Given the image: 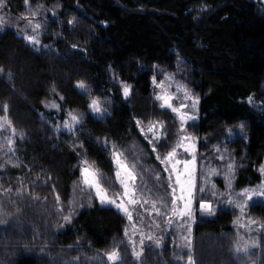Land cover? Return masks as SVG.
I'll return each mask as SVG.
<instances>
[{
    "label": "trees",
    "instance_id": "1",
    "mask_svg": "<svg viewBox=\"0 0 264 264\" xmlns=\"http://www.w3.org/2000/svg\"><path fill=\"white\" fill-rule=\"evenodd\" d=\"M24 2L9 0L14 5ZM28 3L45 7L57 4L63 25L59 29L53 26L52 34L44 39L52 51L34 50L10 30L0 33V114L7 105L11 127L22 134L17 141L20 163L0 174V194L7 200L0 209V264H110L105 255L117 250L122 264H182L189 248L193 264H248L229 259L223 247L208 254L190 243L173 249L168 245L140 246L141 253L134 257L124 238V219L109 207L84 208L60 228L57 207L66 203L76 175L72 171L74 139L51 126L48 115H41V104L63 97V108L85 110L91 98L109 96L113 101L111 114L100 119L87 115L77 128L76 144L98 169L112 175L110 146H122L134 139L149 152L137 121L144 125L161 120L174 129L170 113L152 97L150 70L154 65L170 67L180 61L189 86L199 96L198 120L191 126L201 139L199 148L210 151L218 145H232L244 164L237 170L235 189L252 187L259 183L257 167L264 158V110L247 103L249 97L255 98L262 90L264 93V10L260 3ZM80 81L87 87L85 93L75 87ZM118 82L132 86L125 99ZM239 122L249 125L247 131L229 142L228 135L235 133ZM173 131H166L159 147L162 152L172 147ZM250 214L259 216L263 211L251 207L246 216ZM247 217L244 220L248 221ZM237 218L230 210L219 212L195 225L186 236L192 242L207 234L222 242L221 238L232 233Z\"/></svg>",
    "mask_w": 264,
    "mask_h": 264
},
{
    "label": "rangeland",
    "instance_id": "2",
    "mask_svg": "<svg viewBox=\"0 0 264 264\" xmlns=\"http://www.w3.org/2000/svg\"><path fill=\"white\" fill-rule=\"evenodd\" d=\"M262 6L264 10V0H256ZM39 6L38 14L35 17L30 15L29 9L35 11ZM59 6L53 4L49 7H45L39 4L21 3L10 4L9 0H2L0 3V20L3 21V25H0V33L6 30L12 31L18 38L29 45L34 50L38 51H52L50 43L44 42L47 36H50L52 27L55 26L58 29L63 25L58 16ZM27 17L28 19H24ZM31 21V24H29ZM39 23L41 28L38 32H33L32 26ZM72 25H69L71 27ZM53 35L56 36V31H53ZM25 35H36L40 43L33 45L24 39ZM182 63L177 61L173 66L166 67L163 65H154L151 67L150 83L152 87V97L154 101L160 106L162 101H158L155 97L159 92L162 95L167 93L173 97L171 103L174 107H179L181 103H187L191 105L192 100H199V96L193 91L187 82V71L181 66ZM156 78L158 84L161 87H156L153 84V78ZM121 83L118 82V86L121 93V98L125 99L122 94ZM76 87V86H75ZM76 89L81 92L80 89ZM86 92V91H85ZM83 92V93H85ZM185 92L191 97L186 99ZM263 90L260 95L252 98V101L247 103L257 110H264V93ZM82 93V92H81ZM92 99H97L102 109L101 113H93L88 105ZM85 110L77 109H65L61 105L60 98H51L42 102L41 115L47 114L50 121L49 123L56 130L65 132L72 136L74 139V150L76 154L75 163L72 166V171L76 173L72 183L70 184L69 197L65 204L57 207L59 218L61 219V227L69 223L79 211L84 208L92 206L109 207L120 213L125 222V239L131 248H136L137 256L141 253L139 248L143 243V246L151 245L163 248L164 245H168L170 249L174 247H187L188 243L192 245H199L197 248L209 252L219 250L220 247L227 250L229 259L237 258L239 261H248V264H264V239L262 234L264 233V196H254L252 200H248L247 196L242 195L248 193L251 195L255 190L264 187V174H261L260 167L264 165V158L261 164L257 167L259 174V183L246 187L241 190L235 189L236 173L238 168L243 167L242 159L238 158L235 154L236 149L230 144H222L213 147L210 151H203L199 148L201 139L198 138L191 130V126L198 120V106L196 109L189 108L188 111L191 114H195L197 119L189 121L184 125V130L181 131V124L176 115L169 108H162L170 113L174 129L170 124H166L165 121L154 120L147 124L139 126V132L145 143L148 145L149 152H146L142 145L134 139H130L122 146H110L109 153L113 166L112 175L104 174L94 162L88 158L84 150L76 144L77 140V128L83 121V119L90 115L94 118H103L111 114L112 99L109 96L102 98L93 97L89 100ZM56 105L53 107L52 105ZM69 112L77 114L80 117L78 124H72L71 130L64 127L65 121L71 123V119L68 115ZM7 115L3 110L0 117ZM8 117V116H7ZM9 121V118H8ZM3 127H0V174H5L17 167L20 163L17 158L18 140H21L22 134L13 129L8 124H4L0 121ZM244 125V132L241 133L239 125ZM11 125V124H10ZM162 125V126H161ZM247 123L239 122L235 127V133L228 135V140L231 142L237 138H241L248 128ZM152 131H149V129ZM175 134L172 147L167 152L160 150V144L165 140L166 131H170ZM154 137H159L154 140ZM182 137H190L191 139L183 141L185 145L192 144L194 147L190 152H185L183 147H177L181 142ZM8 140L12 141L11 146L8 144ZM153 140V143H149ZM108 145V144H107ZM155 147L156 151H153ZM175 149L176 157L181 161L188 160L191 162V184H192V211L190 215L181 216L180 210L183 209V202H178L177 206H173V190L168 187L169 182L175 186V176H169L171 173V164L168 165V170H165V164L161 163V159L165 157L169 152ZM113 152L117 153L120 161L126 166L127 172H131L134 179H129L127 172L121 171L122 178L130 186V191L136 197L137 203L135 205H126L132 214V218L119 211L114 205H101L98 199L95 197V191L83 184V177L81 176V167L89 168L90 171L96 173L97 179L101 181L102 186L108 189L107 195L117 199V203L120 202L118 197L123 196V188L120 182L117 180L116 172L118 170L117 165L113 161ZM160 157V159H158ZM173 160V163L175 162ZM229 165L232 168L229 169ZM177 167L183 171V163L177 165ZM159 176V178H157ZM26 186H24L25 188ZM22 189L25 191L26 189ZM175 195L180 196L179 187H176ZM187 195V194H185ZM91 197V198H90ZM7 201L4 198V194H0V209L3 208V203ZM204 201L209 203L212 208V213L208 211H201L200 202ZM251 207H257L263 211V214L259 216L249 215V209ZM230 210L237 214V219L233 221V231L228 236L221 238L222 242L216 241L213 235L207 236V234L201 235V239L189 241L186 234H190L193 227L204 220L213 219L219 212ZM46 212L44 208L42 210ZM69 217L68 221H65L64 217ZM247 217L249 220H244ZM255 221V223H249V221ZM244 225V227H241ZM187 234V235H188ZM148 237H154L155 239L149 240ZM166 239V241H165ZM203 245V246H202ZM183 248V251L185 249ZM247 249V251H245ZM221 250V249H220ZM233 252V253H232ZM107 256V254L105 255ZM263 256V257H262ZM188 256L185 257L186 261L182 264H188ZM228 259V262H230ZM111 264V262H109ZM227 264V263H226Z\"/></svg>",
    "mask_w": 264,
    "mask_h": 264
},
{
    "label": "snow or ice",
    "instance_id": "3",
    "mask_svg": "<svg viewBox=\"0 0 264 264\" xmlns=\"http://www.w3.org/2000/svg\"><path fill=\"white\" fill-rule=\"evenodd\" d=\"M0 3H2V0H0ZM25 3L27 5L28 0H25ZM39 11V6L37 7V9L35 11L29 9L30 15L32 17H35L38 14ZM24 19H28L27 17H24ZM29 24H31V21H29ZM69 25L73 24V20H69L68 21ZM0 25H3V21L0 20ZM41 28V25L39 23L35 24L32 26V30L33 32H38V30ZM25 40H27L29 43L35 45H38L40 43L39 39H37L36 35H25L24 37ZM73 47H76L75 45H73ZM163 82H161L160 84L157 83L156 78H153V84L156 87H161V84ZM76 87L78 89L81 90V92H85L87 91V87L84 84V82L80 81L77 82ZM132 86L125 84V83H121V89H122V94L125 98L128 97V95L130 94ZM185 97L186 99H191V97L188 95L187 92H185ZM158 101H162L160 106L162 108H169L171 109V111L176 115V117L178 118V120L180 121L181 124V131L184 130V125L187 124L189 121H194L197 119V116L195 114H191L188 109L192 108V109H196L197 104L199 103L198 98L192 100L191 105L187 104V103H181L179 105V107H174L173 104L171 103V101L173 100V97L167 93H164L163 95L161 93H157L156 97H155ZM61 99H63V97H61ZM252 101V97H249V102ZM53 107H56V105H52ZM89 109L93 112V113H101L102 109L100 107V103L97 99H92L88 105ZM4 111L5 113H7L8 111V106L4 105ZM70 119H71V123H69L68 121H65L64 127L71 130L72 128V124H78L80 122V117L77 114H74L72 112L68 113ZM0 121H3L4 124H8L10 125V121H8V117L7 115H5L4 117H0ZM137 125L138 127L140 126V122L137 121ZM162 126V125H161ZM0 127H3V124H0ZM239 129L240 132L243 133L244 132V125L241 124L239 125ZM149 131H152V129L150 128ZM231 132V130H229ZM159 137H154L155 139H158ZM191 139L190 137H182L181 138V142L178 143L177 147H183L185 152H190L191 149L194 147V145L192 144H187L185 145L183 143V141L185 140H189ZM153 140H150L149 143H153ZM8 144L9 146H11L12 141L8 140ZM153 151H156L155 147L153 148ZM176 152L175 149H173V151L169 152L165 157H163L161 159V163L165 164V170H168V165L171 164V173L169 176V181H171V176L174 175L175 176V186L172 185L171 182H169L168 187L171 188L173 190V206L174 208L177 206L178 202H183V209L180 210L179 214L183 217L185 215H190L191 211H192V184H191V168H190V164L191 162L188 160H184L181 161L179 159H175L176 157ZM158 159H160V157H158ZM175 159V162L173 163V160ZM113 161L114 163L117 165V172H116V177L117 180L120 182L122 188H123V196L122 197H118L120 199V202L117 203V199L113 198V197H109L107 195V191L108 189L104 186H102V183L100 180L97 179L96 173L93 171H90L89 168L86 167H81V176L83 177V184L91 189H93L95 191V197L96 199L99 200V202L101 203V205H114L119 211L124 212L129 219L132 218V214L129 211V208L127 205H135L137 203L136 197L133 194V192L130 191V186L129 184L126 182V180L124 178H122L121 175V171L127 172V168L126 166L120 161L119 156L117 153L113 152ZM183 163L184 165V169L183 171H181L177 165ZM232 168V165H229V169ZM260 172L261 174H264V165H261L260 167ZM128 178L129 179H134V177L132 176L131 172H127ZM157 178H159V176H157ZM179 187L180 190V196L177 197L175 195V191H176V187ZM187 194V195H185ZM242 195L247 196L248 200H252L254 196H264V187L255 190L251 195H249L248 193H243ZM91 198V197H90ZM57 199H59V197H57ZM125 201H127V205L125 203ZM200 209L201 211H208L210 214L212 213V208L211 205L209 203H205L204 201L200 202ZM65 221H68L70 218L69 217H64ZM249 223H255V221H249ZM241 227H244V225H241ZM149 240H153L155 239L154 237H148ZM159 242H157V247H159ZM141 248L143 249V243L141 244ZM245 251H247V249H245ZM133 256H137V253L135 252V248H133ZM107 261L111 262V264H122V261L120 259L119 256V252L117 251H111L107 253L106 256ZM141 264H143V262L141 261ZM188 264H193V257L191 254V249H188Z\"/></svg>",
    "mask_w": 264,
    "mask_h": 264
}]
</instances>
